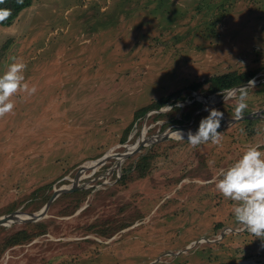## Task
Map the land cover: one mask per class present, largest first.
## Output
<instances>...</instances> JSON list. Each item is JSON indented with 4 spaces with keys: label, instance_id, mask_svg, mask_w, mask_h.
<instances>
[{
    "label": "rangeland",
    "instance_id": "rangeland-1",
    "mask_svg": "<svg viewBox=\"0 0 264 264\" xmlns=\"http://www.w3.org/2000/svg\"><path fill=\"white\" fill-rule=\"evenodd\" d=\"M13 57L37 91L0 118V216L37 213L83 164L142 131L196 132L206 108L233 118L239 92L213 106L201 96L221 97L206 80L224 73L264 79V0H32L0 26V75ZM261 90L248 88L243 114L264 109ZM221 125L219 144L170 136L87 170L36 221L44 233L7 247L0 264H264V238L242 230L214 184L264 145V119ZM26 224L0 226V244Z\"/></svg>",
    "mask_w": 264,
    "mask_h": 264
},
{
    "label": "clouds",
    "instance_id": "clouds-1",
    "mask_svg": "<svg viewBox=\"0 0 264 264\" xmlns=\"http://www.w3.org/2000/svg\"><path fill=\"white\" fill-rule=\"evenodd\" d=\"M4 0H0L3 3ZM22 3V0H17ZM11 9L0 8V23L11 16ZM7 70L0 75V118L14 111L15 103L13 97L18 93L33 95L37 91L35 85L31 87L26 82L25 70L27 64L22 58H11ZM241 87L235 96L236 105L233 118L240 120L244 111L248 108V88ZM224 97L223 93H219ZM171 109L170 106L166 107ZM208 115L199 122L195 133L187 132V143L193 148L211 141L213 144L221 142V121L224 113L215 109L206 108ZM172 138L184 141L185 133L181 130L172 131ZM264 147L259 143L247 146L242 154L227 168H222L215 180V188L225 199L234 202L233 214L236 222L245 230L257 238H264Z\"/></svg>",
    "mask_w": 264,
    "mask_h": 264
},
{
    "label": "water",
    "instance_id": "water-1",
    "mask_svg": "<svg viewBox=\"0 0 264 264\" xmlns=\"http://www.w3.org/2000/svg\"><path fill=\"white\" fill-rule=\"evenodd\" d=\"M249 82H252L251 86H253L255 84H258V81H252L251 80V81L245 82V83H243L241 85H238L236 87H233L231 89L222 91L221 93H225L224 97L221 96L218 99H215L214 97H210V96H201L202 97V101L205 104L213 106L214 104L222 102V101L230 98L231 96H233L235 93L238 92V90L241 87L249 86ZM257 116H258V112L257 113H251V114H243V118L240 119V120H235L234 118H227V117L224 116V119L222 120V122L225 123V124L230 125V124H234L236 122L242 121V120H249V119L257 118ZM176 130H181V131H183L185 133H187L189 131V130H184V129H176ZM176 130H173V131H176ZM190 131L193 132L192 130H190ZM170 133L165 131L162 134H160V135H158L156 137H153V138L149 137V138L140 139L138 137V139L132 145L124 146L125 149L122 152H120V153L114 154L112 156H108L107 154H104L101 157H99L98 159H96L94 161H91V163H94V165H92L90 167H85L84 164H83L80 167V169L78 170V172H77V174H76V176H75V178L73 180V183L70 186H68V187H62V188L54 190V192L51 195V197L49 198V200L43 205V207L37 213H26V212H23L21 210H16V211L7 213L5 215L0 216V226L5 225L7 223L11 224L13 222H15V223H22V222L32 223V222L39 221L40 219L44 218L43 216L46 215L47 210L49 209L51 204L54 202V200L58 196H60L61 194H64V193H68V192L77 190V187H78L77 186V182L80 180V176H81L82 173L86 172L89 169H93L95 166H99L100 167V166L104 165V163L107 160H109V159H112V158H116L117 159V158L122 157V156L129 157L137 149H139L142 146L149 145V144L151 145V144H154V143H156V142H158L160 140H163V139H166V138H170V136H171ZM193 133H195V131ZM14 218H18V220H15ZM19 218H26V219H19Z\"/></svg>",
    "mask_w": 264,
    "mask_h": 264
},
{
    "label": "trees",
    "instance_id": "trees-1",
    "mask_svg": "<svg viewBox=\"0 0 264 264\" xmlns=\"http://www.w3.org/2000/svg\"><path fill=\"white\" fill-rule=\"evenodd\" d=\"M31 1L32 0H22V3H18L17 0H4L3 3H0V8L11 9V13H12L7 20L0 23V26H9L12 23V21H14L23 10L30 7ZM250 79H251L250 76H246L245 74H238L236 72H231V73L229 72V73H224L221 75L210 77L206 80V83L208 85L207 94L209 95L219 94L224 90H228L238 85H241L245 82H248ZM200 84L201 83H197V85L193 86V88H196ZM167 102L168 99H163L161 101L152 103L146 108H142L138 110L136 112V119L143 118V116L149 110H155V111L159 110L161 107H164L167 104ZM196 105L199 106L200 104L197 103ZM175 122H179V121H175ZM140 167L141 166H138L139 169H141ZM49 198L50 196L46 197L42 201V205H44L49 200ZM43 233L44 230L42 229L40 224L34 222L27 223L24 229L17 230L14 234H12L7 239H5V241L2 244H0V252L4 251L7 247L29 242L34 237H38Z\"/></svg>",
    "mask_w": 264,
    "mask_h": 264
},
{
    "label": "bare ground",
    "instance_id": "bare-ground-1",
    "mask_svg": "<svg viewBox=\"0 0 264 264\" xmlns=\"http://www.w3.org/2000/svg\"><path fill=\"white\" fill-rule=\"evenodd\" d=\"M185 133V132H184ZM144 134H145V131H142V133H141V135H140V139H143V138H145L144 137ZM170 135H171V133H170ZM171 137H172V135H171ZM184 138H187V133H185V136H184ZM108 156H112V154H110V153H108L107 154ZM128 157H126V156H122V157H119V158H117L116 160H119V163H121L122 161H124L125 159H127ZM107 162V161H106ZM105 162V163H106ZM104 163V164H105ZM92 165H94V163H91V162H89V163H87V164H84V166L85 167H90V166H92ZM99 168V166H95L94 168H93V172H95L97 169ZM89 170H92V169H89ZM85 173V172H84ZM84 173H82L81 174V176H80V178H82V177H84ZM15 220H18V218H14ZM19 219H26V218H19Z\"/></svg>",
    "mask_w": 264,
    "mask_h": 264
},
{
    "label": "flooded vegetation",
    "instance_id": "flooded-vegetation-1",
    "mask_svg": "<svg viewBox=\"0 0 264 264\" xmlns=\"http://www.w3.org/2000/svg\"><path fill=\"white\" fill-rule=\"evenodd\" d=\"M260 83H264V79H262V80H259L258 81V84H260ZM262 94L264 93V90H261L260 91ZM260 93V94H261ZM258 118H263L264 119V109H262V110H260L259 112H258ZM83 178V177H82ZM34 223H36V222H34Z\"/></svg>",
    "mask_w": 264,
    "mask_h": 264
}]
</instances>
